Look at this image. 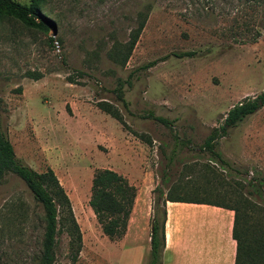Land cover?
I'll return each instance as SVG.
<instances>
[{
	"label": "rangeland",
	"instance_id": "374dc122",
	"mask_svg": "<svg viewBox=\"0 0 264 264\" xmlns=\"http://www.w3.org/2000/svg\"><path fill=\"white\" fill-rule=\"evenodd\" d=\"M40 9L52 22L46 31L0 18V130L17 162L50 168L69 199L81 246L71 262L61 231L54 264H102L104 235L87 205L96 169L135 187L132 225L145 217L164 173L163 191L172 196L232 203L228 192L237 189L264 208L246 194L249 177L264 184V105L216 139L213 152L230 169L203 145L229 107L264 90V0H43ZM142 19L125 63L113 62L109 52L123 51ZM185 52L193 54L177 56ZM118 83L125 106L112 93ZM98 100L112 104L122 124ZM258 216L252 212L250 224ZM43 223L41 205L5 172L0 264H35ZM109 255L105 264H121L117 252Z\"/></svg>",
	"mask_w": 264,
	"mask_h": 264
},
{
	"label": "trees",
	"instance_id": "16d2710c",
	"mask_svg": "<svg viewBox=\"0 0 264 264\" xmlns=\"http://www.w3.org/2000/svg\"><path fill=\"white\" fill-rule=\"evenodd\" d=\"M43 0H29L27 4H21L14 0H0V18L10 17L20 22L27 28L46 31L52 27V22L46 19L40 12V4ZM143 19L138 27L132 31L127 42L120 44L123 51L109 52L108 57L115 63L123 65L137 39L142 27ZM256 33L258 31H255ZM253 40L255 38H252ZM51 41V38H48ZM192 52H185L177 56H190ZM155 61H150L147 66H153ZM38 77H34L37 79ZM121 84L118 83L112 89L115 99L126 105L122 98ZM2 100L0 98V110ZM264 105V90L253 95L243 97L227 109L221 121L211 127L203 145L219 161L220 165L229 166L226 159L219 153L213 152L216 139L225 136L227 130L235 126L247 115L257 111ZM96 106L99 110L109 115L122 124V118L118 110L108 101L98 100ZM154 119L162 124H168L164 117L154 116ZM145 141V140H144ZM146 142V141H145ZM149 142V140H148ZM5 172H11L18 176L33 199L41 205L43 211V228L39 250L35 255V264H54L56 235L65 231L68 236V254L71 262L78 256L81 237L74 219L70 202L62 187L59 185L55 175L50 168L37 172L34 169L21 165L15 159L9 140L0 130V180ZM168 183L166 174L161 177L160 185H156L151 191L153 193L149 226V252L146 264H161V253L164 247V217L165 201H187L192 203H207L225 207L233 211L232 238L235 241L234 264H264V208L251 201L248 197L236 189L228 192L232 194V203L220 202L216 199L204 197H184L182 195L172 196L169 189L163 191ZM238 188L244 187L237 183ZM247 195H256L264 202V184L259 177L251 176L246 181ZM214 198H226V194H213ZM135 198V187L121 174L108 168L96 169L91 177L89 206L101 233L108 239H118L125 232L126 224ZM228 199L229 196H227ZM252 212L259 214L258 220L250 224Z\"/></svg>",
	"mask_w": 264,
	"mask_h": 264
},
{
	"label": "crops",
	"instance_id": "0c3cea01",
	"mask_svg": "<svg viewBox=\"0 0 264 264\" xmlns=\"http://www.w3.org/2000/svg\"><path fill=\"white\" fill-rule=\"evenodd\" d=\"M164 210L161 264H234L232 210L207 203L167 200ZM132 213L133 209L122 237L117 240L103 237L98 253L102 264L108 262L110 251L117 252L118 263L146 264L150 206H146L145 217L137 225L131 224Z\"/></svg>",
	"mask_w": 264,
	"mask_h": 264
},
{
	"label": "water",
	"instance_id": "95a60500",
	"mask_svg": "<svg viewBox=\"0 0 264 264\" xmlns=\"http://www.w3.org/2000/svg\"><path fill=\"white\" fill-rule=\"evenodd\" d=\"M50 35H52V36H53V35H54V31H52V34H50Z\"/></svg>",
	"mask_w": 264,
	"mask_h": 264
}]
</instances>
